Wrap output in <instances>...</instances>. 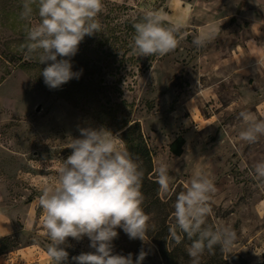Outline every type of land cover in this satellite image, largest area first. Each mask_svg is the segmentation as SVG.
Here are the masks:
<instances>
[{
  "label": "rangeland",
  "instance_id": "rangeland-1",
  "mask_svg": "<svg viewBox=\"0 0 264 264\" xmlns=\"http://www.w3.org/2000/svg\"><path fill=\"white\" fill-rule=\"evenodd\" d=\"M188 1L186 7L193 14L205 3ZM207 1L230 18L234 12L246 9L249 0ZM103 3L105 9L98 17L101 31L86 36L72 58L73 71L83 69L82 75L58 89H49L41 75L46 65L25 55L21 47L26 42V21L20 19L23 0H0V211L12 217L19 231L32 219L31 229L38 232L1 240L0 253L20 254L24 249L27 253L19 257L29 259L30 252L35 251L31 246L35 245L45 253L39 264H46L45 257L52 264L47 255L50 241L43 226V210L38 203L41 190L54 182L50 178L56 176L59 161L71 154L69 147L72 139L79 137V128L104 127L120 135L125 122L138 121L153 152L154 176L157 178L158 168L165 162L171 178L168 191L160 190L159 194L166 210L149 216L150 227L160 221L175 224L176 195L200 171L210 175L216 186L206 224L227 226L236 233L233 245L224 250L226 263L264 264V181L255 180L251 174L253 166L264 161V135L251 144L239 137L246 128L239 113L252 107L240 104L235 109L222 108L216 111L212 126L202 132L196 131L200 122L181 109L195 94L194 86H199L203 53H213L215 45L209 51L207 45L197 48L186 34L188 30L180 29L174 51L153 59L134 55L129 49L134 33L126 32L127 26L147 10L167 15L173 10L170 0ZM32 7L35 23L39 20L37 5ZM237 20L230 18L229 27ZM237 32L227 29L225 34L231 38ZM218 88L222 105L237 100L229 83H221ZM200 108L204 118L214 115L209 104ZM253 115L264 120V114ZM179 135H186V144L183 154L177 157L170 153L169 145ZM117 231L115 253H132L135 261L143 248L148 255L142 264H165L150 236L141 242L130 240L122 229ZM68 243L72 246L66 248V264H75L71 258L81 252L94 251L87 237L79 242L69 238ZM11 262L12 258L0 260V264H23Z\"/></svg>",
  "mask_w": 264,
  "mask_h": 264
},
{
  "label": "clouds",
  "instance_id": "clouds-1",
  "mask_svg": "<svg viewBox=\"0 0 264 264\" xmlns=\"http://www.w3.org/2000/svg\"><path fill=\"white\" fill-rule=\"evenodd\" d=\"M33 4L39 17L35 23ZM22 8L26 42L21 47L25 55L46 65L41 70L45 85L58 89L72 79L78 80L83 69L73 71L72 58L86 36L101 31L98 17L105 9L103 0H23ZM133 27L131 53L149 57L174 51L182 25L168 22L162 11L147 10ZM212 39L213 33H201L193 44L201 48ZM239 118L246 125L239 133L241 140L251 144L264 135V120L248 111H241ZM78 130L79 137L73 138L69 147L71 154L59 161L56 176L50 178L54 182L43 187L38 200L50 241L47 255L52 264H66V248L72 246L69 238L79 242L87 237L94 251L73 256L75 264H142L148 255L143 248L134 261L132 253H115L113 246L118 228L130 240H147L150 217L143 208L142 162L123 146L118 133L104 127ZM251 174L255 180L264 181V161L257 162ZM170 181L168 165L161 162L157 173L160 190L168 191ZM215 191L210 175L197 171L185 190L176 195L175 224L169 231L177 244L184 238L178 231L191 241L186 249L191 264H201L206 250L215 254L216 246L222 251L229 249L236 238L235 231L227 226L206 224ZM151 227L154 230L155 225Z\"/></svg>",
  "mask_w": 264,
  "mask_h": 264
},
{
  "label": "crops",
  "instance_id": "crops-1",
  "mask_svg": "<svg viewBox=\"0 0 264 264\" xmlns=\"http://www.w3.org/2000/svg\"><path fill=\"white\" fill-rule=\"evenodd\" d=\"M203 1L205 3L202 9L197 14H193L192 10L186 7L189 6L188 0H170L173 10L166 15L168 22L180 24L182 25L180 29L188 30L186 34L190 35L192 40L201 33H213V39L207 43L206 48L209 51L215 45L216 51L203 53L199 66V86L195 83V94L181 105L183 111H188L193 116L191 119L197 123L200 122L199 128H196L198 132L212 126L216 111L222 108L223 110L235 109L236 105L241 104V107H252L248 109V112L252 114H264V0H249L246 9L238 14L237 12L232 14L230 18L237 17L238 20L230 27L228 25L230 18L226 13L222 14L220 10L215 9L212 2ZM242 22L243 26H241ZM227 29H235L238 32L228 38L225 34ZM226 82L232 86L233 93L237 95L235 101H238H232L229 106L222 105L218 88L221 83ZM203 104H209L211 113L214 112L213 116L203 117L200 108ZM32 225L33 220L31 219L19 231L12 217L0 211V241L21 234L29 236L31 232L37 234V231L31 229ZM31 247H34L35 251L30 252L32 254L29 259L27 256L25 259L19 257L26 252L23 249L22 254L15 253L16 251L1 252L0 260L12 258L11 263L16 261V263L23 264H39L40 258L45 253L35 245ZM44 259L47 261L46 264L50 263L46 257Z\"/></svg>",
  "mask_w": 264,
  "mask_h": 264
},
{
  "label": "trees",
  "instance_id": "trees-1",
  "mask_svg": "<svg viewBox=\"0 0 264 264\" xmlns=\"http://www.w3.org/2000/svg\"><path fill=\"white\" fill-rule=\"evenodd\" d=\"M140 18L137 17L136 20ZM133 23L134 21L129 23V26H127L129 28L126 32L134 33ZM129 49H131L130 46ZM154 56L156 55L150 57L153 59ZM124 126L126 127L120 133V139L124 147L133 155V158H138L142 162L144 169V178L141 187L144 195V211L149 216H155L158 212L165 211L167 205L159 196L160 186L157 183V178L154 176L153 152L140 122H125ZM184 146L185 138L179 135L169 145V151L172 155L180 157L184 152ZM171 226L166 221H160L155 225L154 230L152 227L149 228L147 235L153 239L165 264H188L189 255L186 249L191 241L183 233H179L178 231V235L184 238L177 244L175 239L170 235L169 229ZM204 255V261L201 264H227L224 258V251L221 250L220 246H216L215 254L209 255L206 250Z\"/></svg>",
  "mask_w": 264,
  "mask_h": 264
},
{
  "label": "water",
  "instance_id": "water-1",
  "mask_svg": "<svg viewBox=\"0 0 264 264\" xmlns=\"http://www.w3.org/2000/svg\"><path fill=\"white\" fill-rule=\"evenodd\" d=\"M40 110H41V107H38V108H37V111L39 112Z\"/></svg>",
  "mask_w": 264,
  "mask_h": 264
}]
</instances>
